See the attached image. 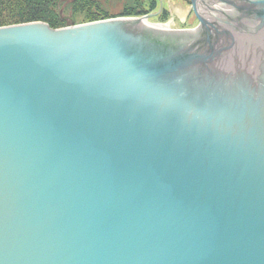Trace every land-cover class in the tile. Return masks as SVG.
I'll return each mask as SVG.
<instances>
[{"label": "water", "instance_id": "1", "mask_svg": "<svg viewBox=\"0 0 264 264\" xmlns=\"http://www.w3.org/2000/svg\"><path fill=\"white\" fill-rule=\"evenodd\" d=\"M189 6L0 27V264H264V0Z\"/></svg>", "mask_w": 264, "mask_h": 264}, {"label": "trees", "instance_id": "2", "mask_svg": "<svg viewBox=\"0 0 264 264\" xmlns=\"http://www.w3.org/2000/svg\"><path fill=\"white\" fill-rule=\"evenodd\" d=\"M109 1L0 0V27L42 22L46 23L52 29L63 28L68 25L67 17L63 12L69 6L71 13L83 16V23L106 20L117 16L140 17L158 10L155 0H129L131 2L129 6L126 3L117 16H112L105 10V6L102 4L104 3L106 5ZM182 1L189 5V0ZM157 17L160 22H166L170 18V15L163 8Z\"/></svg>", "mask_w": 264, "mask_h": 264}, {"label": "rangeland", "instance_id": "3", "mask_svg": "<svg viewBox=\"0 0 264 264\" xmlns=\"http://www.w3.org/2000/svg\"><path fill=\"white\" fill-rule=\"evenodd\" d=\"M70 1V0H69ZM145 1V0H144ZM157 3V6H159V3L162 2V6L168 11L169 15L171 14L174 17V20L179 28H191L195 26L198 22L195 19L194 15L190 11V6L183 2L182 0H155ZM127 6L130 5V1L128 0H110L105 6V10L111 14L112 16H117L118 13L121 11L122 7L124 5ZM70 8V6H69ZM68 7L64 10L63 14L66 15L68 25L70 24L71 20L73 19L74 24H83V16L79 15H74L73 13L70 12ZM170 19V18H169ZM168 21V20H167ZM166 21V22H167ZM149 22L151 23H166V22H160L158 20V17H154L149 19Z\"/></svg>", "mask_w": 264, "mask_h": 264}]
</instances>
